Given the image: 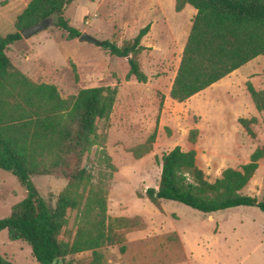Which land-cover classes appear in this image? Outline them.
<instances>
[{
  "label": "rangeland",
  "instance_id": "rangeland-1",
  "mask_svg": "<svg viewBox=\"0 0 264 264\" xmlns=\"http://www.w3.org/2000/svg\"><path fill=\"white\" fill-rule=\"evenodd\" d=\"M31 1L0 0V36L15 33L16 14L22 13ZM173 3L174 0H75L65 10L66 19L82 33L120 45L132 41L154 20H162L148 41H157L156 54L152 56L151 46L137 55L142 71L157 80L152 84L127 81V58L111 56L99 45L78 39L68 41L66 32L55 26L30 40L16 42L8 56L17 63L18 54L34 51L32 59L20 69L36 73L39 83L56 86L64 98L86 88H119L106 140V154L116 169L110 168L98 147L92 149L84 166L93 177L91 185L107 190V224L128 218L145 227L132 231L120 228L117 234L121 240L98 249L105 264H264V213L259 209L237 207L206 215L181 203L165 201L159 211L146 197L147 189L159 187L162 156L177 146L196 151L197 165L211 182L221 178L226 169L250 163L251 152L264 148V112L256 114L248 107L250 98L245 90L248 79L258 81L263 73L247 75L242 82L236 77L229 83L226 80L204 96L184 103H167L168 81L177 70L184 37L191 29L190 13H177ZM162 29H166L164 33L171 29L166 38ZM152 58L161 60L157 67ZM260 83L264 86L262 78ZM252 116L258 119L257 126L252 127L256 139L238 123L240 118ZM194 128L200 135L197 143L191 144L188 134ZM156 129L151 152L136 159L133 150L144 146ZM99 133H105L102 127ZM261 165L256 180L261 186L259 192L253 195L252 185L244 195L264 197V159ZM32 182L53 206L67 187L66 181L54 177H34ZM26 197L27 190L18 179L0 169V219L8 217L13 206ZM164 209L173 219L162 218L160 212L164 213ZM79 218L78 211L69 216L72 238ZM0 256L15 264H38L31 247L23 241H11L7 231L0 232ZM92 260L93 251H85L67 258L65 264H91Z\"/></svg>",
  "mask_w": 264,
  "mask_h": 264
},
{
  "label": "trees",
  "instance_id": "trees-1",
  "mask_svg": "<svg viewBox=\"0 0 264 264\" xmlns=\"http://www.w3.org/2000/svg\"><path fill=\"white\" fill-rule=\"evenodd\" d=\"M74 1L32 0L17 17L15 33L0 36V169L12 173L27 190V197L13 206L8 217L0 219V232L7 231L13 242L27 243L38 264H65L67 258L85 251H93L91 264H105L98 249L121 240L117 234L120 228L132 231L145 227L128 218L107 224V190L91 185L93 177L84 166L92 149L98 147L110 168L116 169L106 154V140L119 88H86L62 98L56 86L33 82L7 54L23 39L21 31L49 17L57 18L55 27L66 32L68 41L77 40L82 32L65 17L66 7ZM186 5L194 7L197 14L170 91L171 99L178 103L187 102L264 56V0H176V12H182ZM149 32L150 25L123 45L100 42L111 56L128 59L127 81L133 77L141 84L149 81L137 60ZM73 69L78 81L75 65ZM246 87L256 110L264 112V90L257 91L251 82ZM238 122L256 139L252 129L258 124L256 117ZM101 127L105 133H99ZM199 135V129H191L188 141L196 144ZM156 138L157 129L144 146L133 150L135 158L150 153ZM196 155L195 150L177 146L162 156L159 187L146 190V197L159 211L163 202L170 201L206 215L237 207H255L264 213V199L241 194L264 159V148L253 152L250 163L226 169L214 182L198 167ZM43 176L67 182L54 206L32 182L34 177ZM74 211L80 218L72 238L69 216ZM0 264L15 263L0 256Z\"/></svg>",
  "mask_w": 264,
  "mask_h": 264
},
{
  "label": "crops",
  "instance_id": "crops-1",
  "mask_svg": "<svg viewBox=\"0 0 264 264\" xmlns=\"http://www.w3.org/2000/svg\"><path fill=\"white\" fill-rule=\"evenodd\" d=\"M30 3V2H29ZM28 3V4H29ZM27 4V5H28ZM27 5H26V7H27ZM175 5H176V0H174V3H173V8H174V10H175ZM186 12H189L190 13V16H189V21H190V25H191V27H192V21H193V19H194V17L196 16V14H197V11H196V9L194 8V7H192L191 5H186V7L184 8V10L182 11V12H180L179 14H185ZM21 13L18 11L17 12V14H16V19H17V17L20 15ZM162 14H164V11L162 12ZM150 21H153V20H150ZM149 21V22H150ZM160 21H162V20H160ZM160 21L158 22L157 20L155 21H153L152 22V25L151 24H149L150 25V32L148 33V35L146 36V37H144L143 38V40H142V46L143 47H145V48H151V46L153 47V50H151L150 52L152 53V56L153 55H155L156 53V49H157V47H156V44H157V41H155V40H152V43L153 44H148V41L152 38V36H153V32L156 30V26H158L159 25V23H160ZM151 23V22H150ZM166 26H167V24H166ZM190 27V26H189ZM166 30V29H165ZM164 29H162V34H164V36H165V34H166V36L164 37V38H166L167 37V33H169V31L171 30V29H167V31L164 33V31H165ZM173 31V30H172ZM190 31H191V29L189 30H187V32H186V35H185V43H184V45H183V48L185 47V45H186V42H187V39H188V37H189V34H190ZM175 32L173 31V33H172V36H171V38H173V34H174ZM35 37V36H34ZM149 42H151V41H149ZM149 46V47H148ZM13 47V45L10 47V48H12ZM10 50V49H9ZM149 51V50H148ZM9 52V51H8ZM8 54V53H7ZM34 56V51L33 52H31V53H29L28 55L27 54H23V55H17L16 57H17V63H13L14 64V66L17 68V69H19L22 73H24V71H22L21 69H20V67L19 66H21L22 67V65H24V62H26V61H28V60H31L32 59V57ZM182 57V56H181ZM181 57L179 58V63H178V67H177V70H178V68H179V65H180V62H181ZM152 63H154V64H156V67L158 66V63H160L161 62V60L159 59V58H152V61H151ZM177 70L174 72V74L170 77V79H169V81H168V88H167V93H166V98H167V100H169V101H167V103L168 102H170V104H172V101H174V100H172L171 99V97H170V91H171V88H172V85H173V82H174V79H175V77H176V74H177ZM31 73V74H30ZM256 73H263V75H264V56H260V57H258V58H256L255 60H253V61H251V62H249L248 64H246L245 66H243L242 68H240L239 70H237V71H235L234 73H232L231 75H229L228 77H226V78H224V79H222L221 81H219V82H217L216 84H214V85H212L210 88H208V89H206V90H204V91H202L201 93H199V94H197V95H195L194 97H192L190 100H193V99H196V98H199V97H201V96H204V94H205V92H208L209 90H212L213 88H215V87H217L218 85H221V83H223L224 81H226L227 83H229V81H232L233 80V78L234 77H236V79L238 80V79H240L241 80V82H242V79H246V76L247 75H251L252 77H253V75H255ZM27 77H29L33 82H35V83H37V84H49V83H39V80L36 78L37 77V75H35L36 73H33V72H27V73H24ZM255 78V77H254ZM261 78L264 80V76H259V78H257V80L258 81H256V80H254L253 78H250V80L248 79V81H247V83L248 82H251L252 83V85L254 86V88L257 90V91H261V90H264V86H263V84L262 83H260V81H261ZM132 79H135L134 77L132 78ZM148 79H149V81H148V83L147 84H152L151 83V81L152 80H154V82H157V80H155V78H152V76L151 77H148ZM256 82L258 83V85L260 86V87H262V88H258L257 87V84H256ZM147 84H144V85H147ZM230 88V87H229ZM246 95L248 94L249 95V93H248V91H247V87H246ZM62 98H64V97H62ZM249 98H250V101H249V103H248V107L250 106L251 108H252V110H254V111H256V114H258L259 112L256 110V107H255V105H254V103H253V101H252V99H251V97H250V95H249ZM190 100H188V101H190ZM176 102V101H175ZM164 112H166V109L164 110ZM163 115H164V113H163ZM252 118H253V116H252ZM257 118V117H256ZM246 119H251V118H246ZM239 123V122H238ZM257 126V124L256 125H253L252 127L253 128H255ZM242 127V126H241ZM244 130V129H243ZM254 130V129H253ZM256 150V149H255ZM255 150H253L252 152H251V154L255 151ZM262 161V160H261ZM261 161L259 162V168H258V170L256 171V173H255V175H254V177L251 179V181L249 182V184L241 191V194L242 195H244L245 193H246V191L250 188V186H252V185H254V187H253V190H255L254 191V194L253 195H255V193L256 192H259V186H260V184H259V182H256V180L258 179V177H259V174H260V172H261V170H262V165H261ZM244 165H246V164H244ZM243 166V165H242ZM241 168V167H240ZM239 168V169H240ZM263 179L261 178V181H262ZM256 182V183H255ZM255 183V184H254ZM260 188H261V186H260ZM262 188H263V186H262ZM259 200H262V199H264V197L262 198V197H257ZM160 215L162 216V218H171V219H173L172 218V215L171 214H169L165 209H164V213H161L160 212ZM159 218H160V216H159ZM161 218V219H162Z\"/></svg>",
  "mask_w": 264,
  "mask_h": 264
},
{
  "label": "water",
  "instance_id": "water-1",
  "mask_svg": "<svg viewBox=\"0 0 264 264\" xmlns=\"http://www.w3.org/2000/svg\"><path fill=\"white\" fill-rule=\"evenodd\" d=\"M57 23L56 17H49L46 18L26 29L21 31V36L25 40H30L34 36L38 35L39 33L46 31L47 29L51 28L52 26H55ZM79 42L81 43H91L95 45H100L99 40L95 39L94 37H91L90 35L86 33H82L81 36L78 38Z\"/></svg>",
  "mask_w": 264,
  "mask_h": 264
}]
</instances>
